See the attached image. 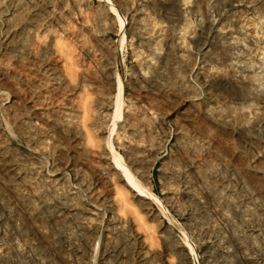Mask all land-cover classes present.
Masks as SVG:
<instances>
[{
    "label": "rangeland",
    "instance_id": "rangeland-1",
    "mask_svg": "<svg viewBox=\"0 0 264 264\" xmlns=\"http://www.w3.org/2000/svg\"><path fill=\"white\" fill-rule=\"evenodd\" d=\"M139 262L264 264V0H0V264Z\"/></svg>",
    "mask_w": 264,
    "mask_h": 264
},
{
    "label": "bare ground",
    "instance_id": "bare-ground-1",
    "mask_svg": "<svg viewBox=\"0 0 264 264\" xmlns=\"http://www.w3.org/2000/svg\"><path fill=\"white\" fill-rule=\"evenodd\" d=\"M140 19V18H139ZM119 20V19H118ZM121 22V21H120ZM122 24V23H121ZM65 27V26H64ZM67 29V28H66ZM70 31V30H69ZM13 34V33H12ZM42 38V37H41ZM258 40V39H257ZM260 41V40H259ZM146 44V43H145ZM146 50V49H145ZM155 50V49H154ZM138 55V54H137ZM71 65V64H70ZM250 67V66H249ZM45 68V67H44ZM48 69H51V67L49 66V68ZM199 74V73H198ZM146 77V76H145ZM61 77H60V83H61ZM209 83V82H208ZM117 87V86H116ZM241 87V86H240ZM85 88V87H84ZM240 89V88H239ZM99 90V89H98ZM120 90H121V85H120V83L118 82V87H117V91H118V93L116 94V97H117V100H116V109H115V114H114V117L115 116H117V112H118V108L120 107V105H119V96H120ZM248 91V90H247ZM242 93V92H241ZM238 94V93H237ZM98 96V95H97ZM104 97L106 96V95H103ZM102 96V94H101V97L99 98V101L100 102H102V103H105L106 104V102H108L110 99L109 98H104ZM68 97V96H67ZM242 97L244 98L245 97V95L243 96V94H242ZM241 98V97H240ZM70 101V100H69ZM85 101V100H84ZM109 103V102H108ZM112 103V102H111ZM100 104V103H99ZM110 105H112V104H110ZM99 110V109H98ZM98 110H95V115H96V118H95V122H94V124H97V125H99V129H100V126H102L101 124H102V122H103V120L105 119V114H102V112H100V111H98ZM64 111V110H63ZM152 113H153V111H152ZM65 114V113H64ZM85 115V114H84ZM155 114H153V115H151V117L154 119L155 118V116H154ZM243 115V114H242ZM248 117V116H247ZM217 118V117H216ZM69 120V119H68ZM70 120H71V118H70ZM227 120V119H226ZM242 121V120H241ZM68 122V121H67ZM70 124V123H69ZM77 126V125H76ZM102 129V128H101ZM88 132V131H87ZM77 136V135H76ZM70 139H71V137H70ZM87 139V138H86ZM90 139V138H89ZM73 141V140H72ZM75 141V140H74ZM77 141H78V139H77ZM91 141V140H90ZM73 143V142H72ZM77 143V142H76ZM79 147V146H78ZM92 147V146H91ZM129 147V146H128ZM81 150V148L79 147V148H77L76 150H73L74 151V153L76 152V154L79 152ZM94 151V150H93ZM80 153V152H79ZM105 155H104V159L105 160H107V163H106V165L103 167V169L102 170H107V171H105V175L106 176H104L103 174H99L98 175V173L96 174L98 177H94V179H93V182H92V184H93V186L95 185H98V183H102V182H104L103 181V179H105L106 177H107V175H108V171L112 168V169H114L116 172H117V174L119 175V177H121V179H123V182L125 183V185L127 186V187H129L132 191H133V194L132 195H136L137 197H139V199H141V198H149L150 199V196H148L147 194H146V192H145V190L140 186V184L138 183V181L134 178V175L132 174V172L129 170V168L128 167H126V164L125 165H123V163H125V162H121L120 160L119 161H115V162H113V161H111L110 160V158L108 157V152L106 153H104ZM133 155V154H132ZM131 155V156H132ZM118 156V155H117ZM133 157V156H132ZM135 158H137L136 156H134ZM133 157V158H134ZM135 158H134V160H135ZM108 159H109V162H108ZM132 160V159H131ZM137 160V162H139L140 161V159H136ZM135 160V161H136ZM139 160V161H138ZM133 161V160H132ZM113 163V164H112ZM140 163V162H139ZM120 172V173H119ZM146 174V173H145ZM175 175V174H174ZM149 175L147 174V177H148ZM106 180V179H105ZM149 180V179H148ZM147 180V181H148ZM106 183V182H105ZM104 183V184H105ZM90 186V185H89ZM98 190V189H97ZM147 191V190H146ZM101 193V191L99 192V194ZM140 194H142V195H140ZM150 194V193H149ZM101 195V194H100ZM99 197V195H97V198ZM96 198V199H97ZM100 198V197H99ZM71 201V200H70ZM93 201H95L94 199H93ZM97 202L99 201V200H96ZM140 202V201H139ZM106 203V202H105ZM75 204V203H74ZM20 206H21V204H20ZM23 208H25V207H23ZM22 210V209H21ZM20 210V211H21ZM23 211V210H22ZM13 212V211H12ZM68 216V215H67ZM174 235V234H173ZM173 237V236H172ZM174 238V237H173ZM134 239H135V241H136V239L137 238H135L134 237ZM206 241V240H205ZM137 242V241H136ZM208 242V241H207ZM214 242V241H213ZM140 243V242H139ZM139 243H138V245H136V247L138 248V250H139V258H138V260L140 259L141 261H142V263L144 262V260H145V258L144 257H142V256H144V255H141V244L139 245ZM179 244H180V242H178ZM144 251V250H143ZM144 253V252H143ZM152 253V252H151ZM205 253V252H204ZM208 253V252H207ZM206 253V254H207ZM145 254V253H144ZM139 263H141V262H139ZM141 263V264H142ZM180 263V262H179Z\"/></svg>",
    "mask_w": 264,
    "mask_h": 264
}]
</instances>
